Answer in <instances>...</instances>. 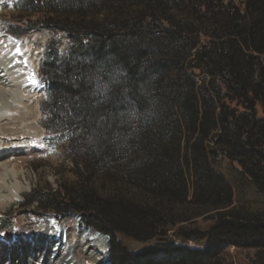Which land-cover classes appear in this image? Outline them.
<instances>
[{"label": "trees", "instance_id": "1", "mask_svg": "<svg viewBox=\"0 0 264 264\" xmlns=\"http://www.w3.org/2000/svg\"><path fill=\"white\" fill-rule=\"evenodd\" d=\"M14 8L37 16L16 35L72 43L64 55L53 41L41 61L42 124L85 161L72 186L22 205L77 214L110 238L113 264H239L223 255L232 247L264 264V0Z\"/></svg>", "mask_w": 264, "mask_h": 264}, {"label": "rangeland", "instance_id": "2", "mask_svg": "<svg viewBox=\"0 0 264 264\" xmlns=\"http://www.w3.org/2000/svg\"><path fill=\"white\" fill-rule=\"evenodd\" d=\"M36 18L34 13L15 10L13 0H0V63L9 53L8 48L2 47L16 40H22L28 56L38 66L53 41L57 42L60 54L68 53L72 43L63 32L39 28L28 34H15L25 31L29 21ZM3 72L0 69V78L9 84L0 86L3 89L7 87L8 91L15 84L13 78ZM19 89L27 108L22 112L27 114L29 108L34 107L35 111L38 107L39 117L30 120L26 115L27 122H21L14 119L17 113L12 112L0 118V148L12 147L6 152L0 149V183L3 187L0 191V264H113L108 257L110 238L94 228H88L77 214L56 217L51 210H39L40 203L37 201L28 207L22 205L32 199L28 195L36 189L57 190L61 185L72 186L78 180V170L85 168V161L77 158L80 161L77 167L64 141L58 144L48 142L41 111V104L47 96L46 88L35 85L34 89L28 82ZM11 99V93H8L5 100ZM19 107L23 108V105ZM33 111L29 110V113ZM101 184L111 186L105 176ZM17 185L22 188L17 199L7 204L13 196L12 187ZM203 220L200 223L205 225ZM49 226H58V233H54ZM102 238L106 239L105 249L96 255L97 258L92 259L83 252L85 247L81 248V243L87 241L90 245H98ZM256 252L255 249L232 247L223 255L229 261L249 264Z\"/></svg>", "mask_w": 264, "mask_h": 264}, {"label": "bare ground", "instance_id": "3", "mask_svg": "<svg viewBox=\"0 0 264 264\" xmlns=\"http://www.w3.org/2000/svg\"><path fill=\"white\" fill-rule=\"evenodd\" d=\"M3 45V44H1ZM9 45V44H8ZM4 45L2 48L4 49H9L8 50V55H5L3 58V61L0 63V69H2L10 78H13V81L15 84L14 86L9 87L7 91V87L3 89L2 86H0V118L4 117L5 115H9V113L16 112L17 115L14 119H20L21 122H27V117L28 115L30 120L38 119V112L37 108L35 111L34 107L33 109L29 108V110H32L33 112L29 113V110H27V114L23 113L22 110H25V105L23 104V99H22V93L19 92V88L25 87V85L29 81V74L32 73L34 74L35 79L37 80L38 77V63L36 64L34 62V59H31L27 52L26 49L23 45L24 43L21 42L20 40H16L12 42L9 46ZM19 50V51H17ZM8 77V78H9ZM9 84L6 80L4 81L2 78H0V85H7ZM8 86V85H7ZM31 86L35 89V85L31 83ZM16 87V88H12ZM4 90V91H3ZM11 93V101L10 100H5V96ZM23 105V108L19 107V105ZM14 106V107H13ZM27 109V108H26ZM18 120V121H20ZM14 146V145H13ZM8 148V149H6ZM5 149H1L3 152H6L12 147H6ZM16 177V176H15ZM1 179V178H0ZM22 188L17 186L12 187V197L6 202L7 204L9 201H15L17 198L16 196L19 195V192ZM3 190V187L0 183V191ZM1 199V197H0ZM0 204H2V201H0ZM55 224V223H54ZM53 225V224H52ZM55 228V229H54ZM49 229H52L54 233H58V226H49ZM51 231V232H52ZM105 244H106V239L102 238V240L98 241V245H90L87 241H85L83 244L81 243L80 246L81 248L85 247L83 252L86 253L87 255L91 256V258H97L96 255L99 254L100 252L103 253V249H105ZM100 247V249L98 247ZM62 247V246H61ZM62 249V248H61ZM65 250V248H64Z\"/></svg>", "mask_w": 264, "mask_h": 264}, {"label": "snow or ice", "instance_id": "4", "mask_svg": "<svg viewBox=\"0 0 264 264\" xmlns=\"http://www.w3.org/2000/svg\"><path fill=\"white\" fill-rule=\"evenodd\" d=\"M17 51H19V50H17ZM29 81H30V83H32L36 86H39V81H37L35 79L34 74H32V73L29 74Z\"/></svg>", "mask_w": 264, "mask_h": 264}]
</instances>
